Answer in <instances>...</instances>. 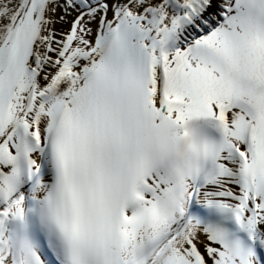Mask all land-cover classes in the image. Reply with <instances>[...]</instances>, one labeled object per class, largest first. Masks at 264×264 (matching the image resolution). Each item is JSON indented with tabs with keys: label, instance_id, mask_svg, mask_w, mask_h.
<instances>
[{
	"label": "snow or ice",
	"instance_id": "obj_1",
	"mask_svg": "<svg viewBox=\"0 0 264 264\" xmlns=\"http://www.w3.org/2000/svg\"><path fill=\"white\" fill-rule=\"evenodd\" d=\"M0 264H264V0H0Z\"/></svg>",
	"mask_w": 264,
	"mask_h": 264
},
{
	"label": "bare ground",
	"instance_id": "obj_2",
	"mask_svg": "<svg viewBox=\"0 0 264 264\" xmlns=\"http://www.w3.org/2000/svg\"><path fill=\"white\" fill-rule=\"evenodd\" d=\"M73 13H75V11H72L71 15L68 16V17L66 18L68 21L71 19ZM59 14H60V10L57 9V13H56V15H59ZM73 15H74V14H73ZM62 25L65 26L66 24L57 23V24L55 25V27H56V29H57L58 31H60V27H62Z\"/></svg>",
	"mask_w": 264,
	"mask_h": 264
},
{
	"label": "rangeland",
	"instance_id": "obj_3",
	"mask_svg": "<svg viewBox=\"0 0 264 264\" xmlns=\"http://www.w3.org/2000/svg\"><path fill=\"white\" fill-rule=\"evenodd\" d=\"M73 18V17H72ZM72 20V19H71ZM94 27V26H93ZM68 28V24H66L65 26H62V28H60V30H66Z\"/></svg>",
	"mask_w": 264,
	"mask_h": 264
}]
</instances>
